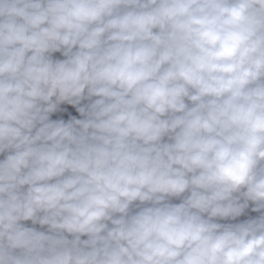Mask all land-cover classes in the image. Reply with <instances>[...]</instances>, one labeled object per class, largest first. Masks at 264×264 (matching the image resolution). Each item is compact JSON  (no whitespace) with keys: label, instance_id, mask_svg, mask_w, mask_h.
I'll list each match as a JSON object with an SVG mask.
<instances>
[{"label":"clouds","instance_id":"9594fccd","mask_svg":"<svg viewBox=\"0 0 264 264\" xmlns=\"http://www.w3.org/2000/svg\"><path fill=\"white\" fill-rule=\"evenodd\" d=\"M0 156V264H264V0H0Z\"/></svg>","mask_w":264,"mask_h":264},{"label":"crops","instance_id":"0c3cea01","mask_svg":"<svg viewBox=\"0 0 264 264\" xmlns=\"http://www.w3.org/2000/svg\"><path fill=\"white\" fill-rule=\"evenodd\" d=\"M56 56H58V53L57 54H55ZM64 107H68V106H64ZM71 113V114H73V115H78V114H76L75 113V111H74V109H70V108H68V111L67 112H62V113H57V114H54L53 115V118L55 119V118H68V113ZM3 157L2 156H0V159H2Z\"/></svg>","mask_w":264,"mask_h":264},{"label":"built area","instance_id":"2783aa9c","mask_svg":"<svg viewBox=\"0 0 264 264\" xmlns=\"http://www.w3.org/2000/svg\"><path fill=\"white\" fill-rule=\"evenodd\" d=\"M59 56V54H58ZM256 215H258V213H254V212H251V210H247L246 211V214L240 218H238L239 220H244V219H247L249 216H252V217H255Z\"/></svg>","mask_w":264,"mask_h":264}]
</instances>
